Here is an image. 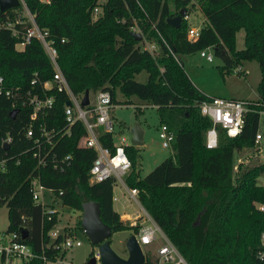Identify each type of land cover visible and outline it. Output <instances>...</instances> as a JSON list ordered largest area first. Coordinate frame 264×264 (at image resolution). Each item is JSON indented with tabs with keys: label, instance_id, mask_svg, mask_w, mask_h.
<instances>
[{
	"label": "trees",
	"instance_id": "obj_1",
	"mask_svg": "<svg viewBox=\"0 0 264 264\" xmlns=\"http://www.w3.org/2000/svg\"><path fill=\"white\" fill-rule=\"evenodd\" d=\"M24 1L36 24L54 39L56 61L72 91L106 89L115 102V89L119 88L124 103H130L129 96L135 95L155 105L159 124L165 123L173 131L169 146L173 153L141 177L136 171L134 145L125 146L130 167L123 178L127 186L137 189L138 202L185 262L264 264L255 254L260 247L264 213L254 205L264 201V183L257 181L264 176V161L233 169L237 151L254 147L261 119L256 111H246L236 136L220 132L218 144L205 147L204 131L210 120L199 113L197 103L208 95L192 83L179 58L180 54L212 47L223 62L217 65L220 73L235 71L241 60L254 59L260 72L256 99L264 102V0H193L205 22L198 37L191 40L186 36L185 18L178 27L165 20L180 7L189 11L193 6L190 0ZM95 5L99 12L93 16ZM20 8L18 4L0 10V20L13 19ZM133 25L143 38L157 44L156 55L141 45L142 38H135ZM15 26L18 34L0 27V75L4 82L27 86L33 72L38 81L49 78L52 67L40 42L31 38L17 49L21 25ZM239 29L243 30V46L236 49L235 32ZM141 70L146 72L143 82L134 78ZM46 92L54 94L47 123L59 126L63 122L65 95L53 89ZM12 108L10 99L0 94V137L6 132L12 137L7 148L0 143V158H5L0 169V205L7 208L4 233L16 232L17 238L36 254L20 264H46L42 256L53 258L58 252L54 244L61 239L58 235L49 241L47 230L56 217L46 220L40 204L31 199V174H37L45 186L60 189L61 201L71 208L80 209L83 197L98 201L100 218L112 231L138 230L137 224L121 220L112 206V177L88 182L87 171L95 152L76 146L83 132L79 123L69 136L58 139L59 146L55 148L59 154H71L70 166L62 171L48 164L36 168L30 151H23L30 144L22 133L29 107L17 104L11 117ZM260 130L264 135V118ZM100 140L112 147L109 132H102ZM142 264L155 263L144 255Z\"/></svg>",
	"mask_w": 264,
	"mask_h": 264
},
{
	"label": "built area",
	"instance_id": "obj_2",
	"mask_svg": "<svg viewBox=\"0 0 264 264\" xmlns=\"http://www.w3.org/2000/svg\"><path fill=\"white\" fill-rule=\"evenodd\" d=\"M192 1L190 0V2ZM18 4H20L21 8L15 11L13 19L0 20V27L9 28L12 34H18L19 31L15 24H20V40L15 43V47L20 45V48H16L21 49L31 38L37 39L47 54L52 67L51 76L42 81H38L36 72H33L27 86L6 84L0 75V94L10 99L13 108L17 104L29 107L28 121L23 126L22 133L30 144L23 151H30L31 156L35 159L36 168L48 164L60 171L65 170L71 164V154L58 153L56 150L59 146L58 139L62 136H69L72 129H77L79 123L83 132L77 138L76 146L91 148L95 152L87 171L88 182L91 184L112 177V187L119 183V186L124 187L127 191L128 197L138 202L137 189L127 186L123 178L130 167V161L125 151V146L130 144V140L121 135L117 141H113V125L110 114L113 102L110 99L108 90L102 88L88 89V101L85 104H81L83 91L76 93L71 90L56 61L54 39L49 36L46 29L40 28L36 24L33 14L28 10L24 0H18ZM98 12L99 6L95 5L92 8V15L96 16ZM188 14L189 11H186L182 17L188 20ZM200 26L188 24L186 27L187 38L190 40L197 38ZM133 28L134 26L131 27L132 31H134ZM60 40H63V38ZM143 47L152 52L155 45L150 42L147 45H143ZM206 48L211 47L207 46L199 49V55L211 61L212 53L210 51L206 52ZM234 69L237 72H241V64L235 66ZM36 85L37 88L35 87ZM47 89H53L65 95L62 110L63 122L59 126L47 123L49 110L52 108L54 101V94L47 93ZM254 104H261L262 107L256 109L253 107ZM197 107L199 113L210 120L209 126L204 131L203 140L204 146L207 148H213L218 144L220 132L227 136H236L242 128L246 111H256L259 119L264 118V102H260L257 99L213 95L208 96L207 99L200 100L197 103ZM102 132L111 134L112 147L101 142L100 134ZM157 134L161 146L169 147L173 139V131L165 123H160ZM11 139V135L6 132L0 137V143L2 145V143L6 142L9 145ZM261 139L264 141V135L258 128L254 134V149H259L258 145L261 143ZM4 161L5 158H0V169H3ZM243 162V157L238 156L233 169L237 170V167L239 165L242 166ZM29 191L31 199L40 204L46 220H50L52 216L56 217V222L47 230L49 241H53L58 235H61V239L54 244V248L61 250L79 245L80 241L74 237V233L70 235L67 230H64L65 225L62 226V231H59L58 228L61 209L55 207V205L59 203L60 206L71 208L61 201L60 194L62 191L60 189L54 190L52 187L42 184L37 174H31L29 177ZM114 199H116V196L112 195V200ZM254 205L264 213V201L255 202ZM72 209L80 211V209ZM141 210L140 216L143 215L146 223L139 226L136 232H133L138 243L140 245L148 244L156 238L157 234L163 240L157 246L156 255L158 261L155 264H187L150 215L143 207ZM134 224L135 222H132V225ZM17 237L16 232L7 234V238L3 237V234L0 235V264H20L22 261L36 256L31 247ZM259 244L260 247L255 254L259 260H264V228L259 234ZM92 255L95 259L94 264H100L97 248L92 252ZM42 257L44 262L49 264L56 255L48 259L44 256ZM16 259L19 260V263H17ZM54 264H70V262L57 258Z\"/></svg>",
	"mask_w": 264,
	"mask_h": 264
},
{
	"label": "rangeland",
	"instance_id": "obj_3",
	"mask_svg": "<svg viewBox=\"0 0 264 264\" xmlns=\"http://www.w3.org/2000/svg\"><path fill=\"white\" fill-rule=\"evenodd\" d=\"M192 3L193 6L190 7L188 14V21L190 22L188 24H204L198 23L203 15L200 12L197 4L194 1H192ZM133 26L134 31L140 32L139 28L136 25ZM150 42L154 43L155 45L152 54L156 55V53H158L159 51L157 44L152 40L143 38L142 36V46L147 45ZM234 45L236 49H239L243 46L242 29H239L235 32ZM16 47L20 48V45H16ZM208 51L212 53L211 61H208L205 57L200 56L199 50L179 55L186 74L188 75L192 83L201 92L208 96L219 95L225 97L232 96L234 98H257L256 84L259 80L260 72L257 62L254 59L241 60V72H225L224 70L223 73H220L217 65L223 64L222 59L219 55L214 53L212 47L206 48V52ZM134 78L137 81L143 82L146 80V72L144 70H141L134 75ZM114 99L115 102H113L110 108L111 120L113 125V141H117L118 137L121 135H124L127 140H129L130 133L124 127L126 124L137 122L143 130V143L138 146L134 145L136 171L137 175L141 177L161 159L168 155H171L173 153V150L170 147H163L160 144V139L157 134L160 119L155 105L146 104L142 100L138 99L135 95L129 96V99L131 101L130 103H124V97L122 96L119 88L115 89ZM262 126L263 118H261L259 128L262 129ZM258 148L259 149L246 147L237 151L236 158L239 156L241 158L243 157L244 159L242 168L264 161L263 140L258 145ZM257 181L259 183H264V176H259L257 178ZM113 193L121 194V199L125 203L129 202V205L125 207L126 210L138 209L142 212L141 207H139V203L129 198L127 191L124 187L119 186V183H117L116 187L113 188ZM112 206L113 208H119V204L117 202H114V200ZM55 207H59L61 209L59 215L61 222L59 221L58 224L59 231H62V226L65 225L64 230H67L70 235L74 233V237L80 241V244L68 249H58L56 257L52 259L49 264H54L57 258L68 260L70 264H85L86 260L92 255V252L95 251L96 244H92L83 230L78 227L80 211L73 210L72 208H68L67 206H60L59 203L55 205ZM141 217H143V215ZM6 225L7 208L5 204H1L0 235L3 234V237L7 238V234L4 233ZM131 232L132 231L130 229L116 230L112 231L109 235V244L117 254L121 256L126 255L125 239ZM162 241V237L157 234L156 238L152 242L140 245L143 254L149 257V260L152 263L158 261L156 249ZM16 261L17 263H19L18 259H16Z\"/></svg>",
	"mask_w": 264,
	"mask_h": 264
},
{
	"label": "water",
	"instance_id": "obj_4",
	"mask_svg": "<svg viewBox=\"0 0 264 264\" xmlns=\"http://www.w3.org/2000/svg\"><path fill=\"white\" fill-rule=\"evenodd\" d=\"M18 5V0H0V10H5ZM186 13L185 7H180L176 14L165 18L166 22L172 26L178 27L182 16ZM136 39H141L142 36L138 31H132ZM88 101V88L84 89L81 104ZM68 103V101H66ZM17 108H12L9 115L13 117ZM130 133V144L141 145L143 143V130L137 122L126 124L124 126ZM3 148L8 147V143H2ZM100 207L98 201L83 197L80 205V219L79 226L86 234L92 244H96L99 253L100 264H142L144 261V254L133 232L125 239L126 255L121 256L117 254L109 244L108 237L112 230L110 226L103 222L99 215ZM25 236V230H21V237ZM94 256L91 255L85 264H94Z\"/></svg>",
	"mask_w": 264,
	"mask_h": 264
},
{
	"label": "crops",
	"instance_id": "obj_5",
	"mask_svg": "<svg viewBox=\"0 0 264 264\" xmlns=\"http://www.w3.org/2000/svg\"><path fill=\"white\" fill-rule=\"evenodd\" d=\"M204 22H205V20H204V17L202 16L201 19L198 21V23L202 24ZM187 23H190V22L187 20ZM242 99H255V98H242ZM114 187H116V185L112 187V195L116 196V199H114V202H117L119 204V208L121 210L119 208H117L116 206H115L116 208H114V209L118 212L120 219L124 220V221H128L130 225H132V222H135V224H137L138 226L144 225L146 222H145V219L140 216L141 215V211L138 210V209L126 210L125 207L129 205L128 204L129 202L125 203L121 199V194H114L113 193V188ZM112 203H113V200H112ZM139 205L141 206L140 203H139ZM141 208H142V206H141Z\"/></svg>",
	"mask_w": 264,
	"mask_h": 264
},
{
	"label": "bare ground",
	"instance_id": "obj_6",
	"mask_svg": "<svg viewBox=\"0 0 264 264\" xmlns=\"http://www.w3.org/2000/svg\"><path fill=\"white\" fill-rule=\"evenodd\" d=\"M9 149V148H8Z\"/></svg>",
	"mask_w": 264,
	"mask_h": 264
}]
</instances>
